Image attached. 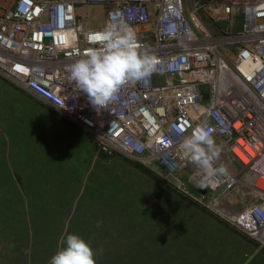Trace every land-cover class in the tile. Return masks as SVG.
<instances>
[{
	"label": "built area",
	"instance_id": "obj_1",
	"mask_svg": "<svg viewBox=\"0 0 264 264\" xmlns=\"http://www.w3.org/2000/svg\"><path fill=\"white\" fill-rule=\"evenodd\" d=\"M81 6L101 7L102 24L80 23ZM233 17L239 28L217 26ZM121 20L158 71L97 110L69 68ZM0 77L88 133L98 153L153 170L207 211H234L231 225L264 249V0H0ZM198 125L237 165L220 155L228 175L206 188L179 151Z\"/></svg>",
	"mask_w": 264,
	"mask_h": 264
},
{
	"label": "rangeland",
	"instance_id": "obj_2",
	"mask_svg": "<svg viewBox=\"0 0 264 264\" xmlns=\"http://www.w3.org/2000/svg\"><path fill=\"white\" fill-rule=\"evenodd\" d=\"M77 15L86 27L104 19L98 6ZM232 213L207 211L153 170L98 153L90 135L0 77V264H50L69 234L99 253L96 264H264Z\"/></svg>",
	"mask_w": 264,
	"mask_h": 264
},
{
	"label": "clouds",
	"instance_id": "obj_3",
	"mask_svg": "<svg viewBox=\"0 0 264 264\" xmlns=\"http://www.w3.org/2000/svg\"><path fill=\"white\" fill-rule=\"evenodd\" d=\"M89 43L91 46L71 64L69 79L97 110L107 108L124 86L145 81L158 71V59L143 49L135 30L123 20L108 22L91 35ZM179 151L182 159L199 169L197 187H209L228 175L224 165L216 166L222 148L206 125L196 126L179 144ZM65 244L50 264H96L99 253L79 236L67 235Z\"/></svg>",
	"mask_w": 264,
	"mask_h": 264
},
{
	"label": "crops",
	"instance_id": "obj_4",
	"mask_svg": "<svg viewBox=\"0 0 264 264\" xmlns=\"http://www.w3.org/2000/svg\"><path fill=\"white\" fill-rule=\"evenodd\" d=\"M14 86V85H13ZM15 87V86H14ZM15 89H17L18 91H20V92H23V93H25L30 99H32V100H34V101H36L37 103H39V105L41 106V105H43V106H45V107H48L47 105H45L44 103H42V102H40V101H38L37 99H35L34 97H32L31 95H29L28 93H26V92H24V91H22L21 89H19V88H17V87H15ZM75 126V125H74ZM77 127V126H76ZM78 128V127H77ZM78 129H80V128H78ZM81 130V129H80ZM83 131V130H82ZM80 132V131H79ZM84 133H86L85 131H83ZM86 134H88V133H86ZM89 135V134H88ZM93 138V137H92ZM94 140V139H93ZM94 143H95V141H94Z\"/></svg>",
	"mask_w": 264,
	"mask_h": 264
},
{
	"label": "snow or ice",
	"instance_id": "obj_5",
	"mask_svg": "<svg viewBox=\"0 0 264 264\" xmlns=\"http://www.w3.org/2000/svg\"><path fill=\"white\" fill-rule=\"evenodd\" d=\"M244 55H247V53H244Z\"/></svg>",
	"mask_w": 264,
	"mask_h": 264
},
{
	"label": "water",
	"instance_id": "obj_6",
	"mask_svg": "<svg viewBox=\"0 0 264 264\" xmlns=\"http://www.w3.org/2000/svg\"><path fill=\"white\" fill-rule=\"evenodd\" d=\"M150 199V198H149Z\"/></svg>",
	"mask_w": 264,
	"mask_h": 264
}]
</instances>
